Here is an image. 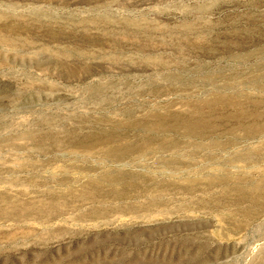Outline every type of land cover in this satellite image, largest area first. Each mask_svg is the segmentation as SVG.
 Returning <instances> with one entry per match:
<instances>
[{
    "label": "rangeland",
    "instance_id": "1",
    "mask_svg": "<svg viewBox=\"0 0 264 264\" xmlns=\"http://www.w3.org/2000/svg\"><path fill=\"white\" fill-rule=\"evenodd\" d=\"M0 264H264V0H0Z\"/></svg>",
    "mask_w": 264,
    "mask_h": 264
}]
</instances>
